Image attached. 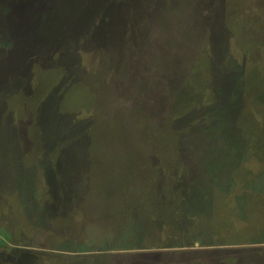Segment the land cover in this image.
<instances>
[{
	"label": "rangeland",
	"instance_id": "rangeland-1",
	"mask_svg": "<svg viewBox=\"0 0 264 264\" xmlns=\"http://www.w3.org/2000/svg\"><path fill=\"white\" fill-rule=\"evenodd\" d=\"M264 264V0H0V264Z\"/></svg>",
	"mask_w": 264,
	"mask_h": 264
},
{
	"label": "crops",
	"instance_id": "crops-1",
	"mask_svg": "<svg viewBox=\"0 0 264 264\" xmlns=\"http://www.w3.org/2000/svg\"><path fill=\"white\" fill-rule=\"evenodd\" d=\"M32 260L30 256L24 255L16 258L15 264H30Z\"/></svg>",
	"mask_w": 264,
	"mask_h": 264
},
{
	"label": "trees",
	"instance_id": "trees-1",
	"mask_svg": "<svg viewBox=\"0 0 264 264\" xmlns=\"http://www.w3.org/2000/svg\"><path fill=\"white\" fill-rule=\"evenodd\" d=\"M145 263H146V262H145ZM145 263H144V264H145ZM138 264H140V263H138ZM141 264H142V263H141ZM147 264H156V262H151V263H147Z\"/></svg>",
	"mask_w": 264,
	"mask_h": 264
}]
</instances>
